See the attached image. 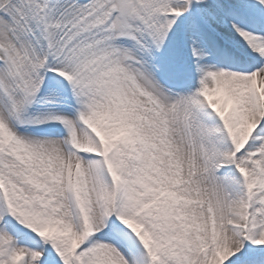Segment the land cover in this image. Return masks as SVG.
I'll list each match as a JSON object with an SVG mask.
<instances>
[{
	"label": "snow or ice",
	"instance_id": "6c2138e0",
	"mask_svg": "<svg viewBox=\"0 0 264 264\" xmlns=\"http://www.w3.org/2000/svg\"><path fill=\"white\" fill-rule=\"evenodd\" d=\"M0 264H264V0H0Z\"/></svg>",
	"mask_w": 264,
	"mask_h": 264
}]
</instances>
